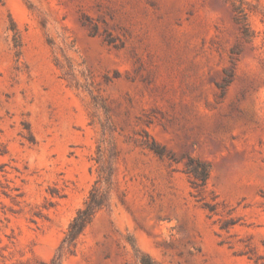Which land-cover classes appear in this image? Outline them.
<instances>
[{
	"label": "rangeland",
	"instance_id": "374dc122",
	"mask_svg": "<svg viewBox=\"0 0 264 264\" xmlns=\"http://www.w3.org/2000/svg\"><path fill=\"white\" fill-rule=\"evenodd\" d=\"M93 187L60 264H264V0H0V264Z\"/></svg>",
	"mask_w": 264,
	"mask_h": 264
},
{
	"label": "trees",
	"instance_id": "16d2710c",
	"mask_svg": "<svg viewBox=\"0 0 264 264\" xmlns=\"http://www.w3.org/2000/svg\"><path fill=\"white\" fill-rule=\"evenodd\" d=\"M152 148L158 152L156 146ZM187 171L191 174L194 180L193 182L197 186H203L210 171V163L206 160L190 157L187 163ZM97 191L98 190L93 187L83 207L77 210L75 216L68 225L66 234L62 239L61 246L59 247L57 254L52 258L50 264H60L62 249L68 248L74 243L77 236L91 222L97 210L103 205L104 197ZM138 256L140 264H158L145 253H142Z\"/></svg>",
	"mask_w": 264,
	"mask_h": 264
}]
</instances>
